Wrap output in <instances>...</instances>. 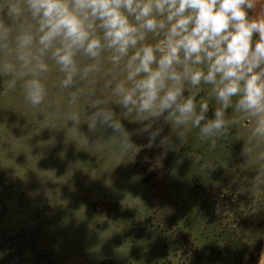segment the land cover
Returning a JSON list of instances; mask_svg holds the SVG:
<instances>
[{
	"label": "rangeland",
	"instance_id": "rangeland-1",
	"mask_svg": "<svg viewBox=\"0 0 264 264\" xmlns=\"http://www.w3.org/2000/svg\"><path fill=\"white\" fill-rule=\"evenodd\" d=\"M58 76L53 67L46 100L56 129L0 77V264H259L264 184L250 183L258 174L251 165L240 168L244 141L232 139L235 129L215 151L198 129L186 144L173 135L168 169L143 174L134 163L145 143L140 123L120 117L134 144L126 151L109 140L111 129L93 134L82 123L73 133L64 116L71 90L55 86ZM103 84L101 76L90 87ZM210 87L201 85L205 99ZM207 102L212 118L215 100ZM76 107L82 119L91 111L83 97ZM101 136L103 149L91 148ZM195 155L215 168L201 169Z\"/></svg>",
	"mask_w": 264,
	"mask_h": 264
},
{
	"label": "clouds",
	"instance_id": "clouds-1",
	"mask_svg": "<svg viewBox=\"0 0 264 264\" xmlns=\"http://www.w3.org/2000/svg\"><path fill=\"white\" fill-rule=\"evenodd\" d=\"M256 6V0H0V77L9 91L19 85L45 128L56 129L46 111L54 67L55 86L71 90L64 113L71 131L80 132L82 123L93 134L111 129L109 140L123 151L134 144L121 116L140 123L149 147L163 132L160 122L170 125L160 143L172 150L171 136L186 144L194 128L215 151L235 129L232 139L244 141L240 168L251 165L258 174L250 183L264 184V12L250 15ZM101 76L97 92L90 86ZM202 84L211 86L207 99ZM81 97L91 110L83 119ZM242 120L249 122L243 131ZM103 146L101 136L91 148ZM192 157L203 170L215 168Z\"/></svg>",
	"mask_w": 264,
	"mask_h": 264
},
{
	"label": "trees",
	"instance_id": "trees-1",
	"mask_svg": "<svg viewBox=\"0 0 264 264\" xmlns=\"http://www.w3.org/2000/svg\"><path fill=\"white\" fill-rule=\"evenodd\" d=\"M252 15V13H250ZM163 126L164 130V124H161ZM163 137H166V134L162 132L161 136L157 138L156 142L153 144V146H148V136L145 135V138L143 137V142L145 139V143L143 145V148L136 154L135 156V167L138 168L143 174L152 173L153 168L160 167V169H168V162H166L164 158L165 154V145H161L160 141ZM143 144V143H142ZM157 165L154 166L156 164ZM148 181V180H147Z\"/></svg>",
	"mask_w": 264,
	"mask_h": 264
},
{
	"label": "crops",
	"instance_id": "crops-1",
	"mask_svg": "<svg viewBox=\"0 0 264 264\" xmlns=\"http://www.w3.org/2000/svg\"><path fill=\"white\" fill-rule=\"evenodd\" d=\"M256 8L252 12V15H259L264 12V0H256Z\"/></svg>",
	"mask_w": 264,
	"mask_h": 264
}]
</instances>
